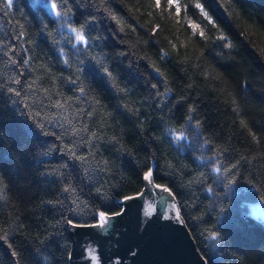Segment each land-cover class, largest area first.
<instances>
[{"label":"trees","instance_id":"1","mask_svg":"<svg viewBox=\"0 0 264 264\" xmlns=\"http://www.w3.org/2000/svg\"><path fill=\"white\" fill-rule=\"evenodd\" d=\"M49 1L0 0V264H71L68 221L119 212L149 168L206 264H264V0Z\"/></svg>","mask_w":264,"mask_h":264},{"label":"water","instance_id":"2","mask_svg":"<svg viewBox=\"0 0 264 264\" xmlns=\"http://www.w3.org/2000/svg\"><path fill=\"white\" fill-rule=\"evenodd\" d=\"M151 181L144 192L156 190ZM163 191V205L154 203L148 221L144 220L137 231L117 228L103 233L93 226L95 223L68 225L73 242L71 264H206L174 195L164 188ZM128 202L121 204L126 206Z\"/></svg>","mask_w":264,"mask_h":264},{"label":"snow or ice","instance_id":"3","mask_svg":"<svg viewBox=\"0 0 264 264\" xmlns=\"http://www.w3.org/2000/svg\"><path fill=\"white\" fill-rule=\"evenodd\" d=\"M155 3H156V6L159 7L161 0H155ZM12 4H13V0H7L8 6H11ZM168 4L169 5H176V12H177V15H179V12H180L179 0H168ZM63 7H64V15H66L67 14V5L65 4ZM197 7H200V6L197 5ZM50 10H53L55 12V15H57V16L62 15L61 11L58 10L57 3H55V2L50 4ZM64 26L71 29V32L75 34L74 39H75L76 43L77 44H83L84 50L87 51V49H88V37L83 32V26L81 25L80 28H73L71 24L62 25V27H64ZM196 27H199V26L197 25ZM199 34L201 36H203L204 32L200 31ZM220 39H224V38L220 37ZM24 63H27V61H24ZM98 63L100 64V69H98V71L102 70V72L105 76H111L110 70L103 65V62L98 61ZM15 83H19V81L17 80V81H15ZM29 87H32V85H29ZM8 90L17 96L20 95V93L15 88H10ZM43 91L45 93H47L48 89H44ZM84 91H85V89L83 87L79 88L80 93H84ZM79 98L80 97H76V99H79ZM49 103L52 104V101L50 100ZM52 106L55 109L60 110L58 112V115L61 117V120L57 126L60 129H62L63 135H68V136H72L75 138V137H79L81 135V133L86 132L88 130L86 125H80L79 127H77V123H78L77 118L81 115V110H76L75 112H70L69 108H71V105L69 104V102L67 100L56 99L54 104H52ZM83 115L91 117L93 115V112L92 111H85V112H83ZM40 126L43 127V125H40ZM92 138H97L95 133L93 134ZM175 138L177 140H179V139H182L183 137L182 136H176ZM87 142L89 143V147H92L91 138ZM67 148H68L70 156H72L76 160L82 162V170L87 173L89 171V167H90V162L88 160V157L86 155H83V154L77 155L76 151L74 150L75 145H69V146H67ZM214 170L216 172L220 171L219 167L215 168ZM152 177H153V169L149 168L144 173V179H145V181H150L152 179ZM155 187L158 189L164 187L168 192H171V189H168V188H166V186H163L160 184H156ZM69 188H70V186L66 187L65 191H68ZM136 195L139 196L140 194L137 193ZM135 198L136 197L132 196V195H125L122 197V201L127 202V201H131ZM124 210L125 209H124V206L122 203L121 204V210L119 212H113V213L109 214L108 212H105L102 210L99 211L98 212V219L96 220V223L93 226H98L101 228L108 227L111 219L114 217L121 216L123 214ZM145 215H150V212H146ZM68 224L71 226H76V227L83 226V225L77 224L73 220H69ZM212 235H213V238H215L217 233L213 232Z\"/></svg>","mask_w":264,"mask_h":264},{"label":"flooded vegetation","instance_id":"4","mask_svg":"<svg viewBox=\"0 0 264 264\" xmlns=\"http://www.w3.org/2000/svg\"><path fill=\"white\" fill-rule=\"evenodd\" d=\"M155 189L156 190L150 189L151 191L149 193L143 191L139 196H135V199L129 201L126 206L124 205L125 210L121 216L111 219L108 227L101 228L97 226V228L102 230L103 233L116 231L117 228L137 231L144 220L145 222L148 221V216L145 215V213L149 212L154 203L156 206H161L166 199L163 188ZM146 225L145 223V226Z\"/></svg>","mask_w":264,"mask_h":264},{"label":"rangeland","instance_id":"5","mask_svg":"<svg viewBox=\"0 0 264 264\" xmlns=\"http://www.w3.org/2000/svg\"><path fill=\"white\" fill-rule=\"evenodd\" d=\"M42 3L50 10V4L53 3L49 0H40ZM54 15L55 12L53 10H50ZM182 136L184 137L185 135L182 132L177 133V136ZM250 213L255 215L256 217L262 219L264 221V204L261 201H255L252 202L249 206Z\"/></svg>","mask_w":264,"mask_h":264}]
</instances>
